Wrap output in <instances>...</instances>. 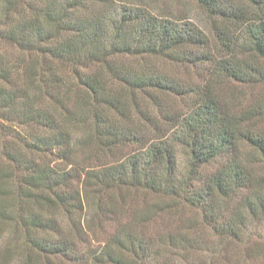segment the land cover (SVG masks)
<instances>
[{"label":"trees","instance_id":"16d2710c","mask_svg":"<svg viewBox=\"0 0 264 264\" xmlns=\"http://www.w3.org/2000/svg\"><path fill=\"white\" fill-rule=\"evenodd\" d=\"M182 1L0 0V264L264 262V0Z\"/></svg>","mask_w":264,"mask_h":264},{"label":"rangeland","instance_id":"374dc122","mask_svg":"<svg viewBox=\"0 0 264 264\" xmlns=\"http://www.w3.org/2000/svg\"><path fill=\"white\" fill-rule=\"evenodd\" d=\"M164 1V0H163ZM182 1V0H181ZM180 2V0H167V4L168 6H172L173 8H175V6ZM184 2V0L182 1ZM187 5L191 6L192 7V14H194V17L196 18V20L202 25V26H206V20L204 18V14L201 12V10L198 8V5L195 3V2H187ZM255 90L259 93L261 92H264V89L260 88L259 86L255 87ZM182 152V151H181ZM180 163L183 164V158H181V153H180ZM187 215L190 216V217H194L193 213H189L187 212ZM169 219L168 218H160L158 219V221L152 225L149 226V229L154 231L156 229H165V230H171L173 228H176L178 227V222L177 221H171L169 222ZM188 226V223L186 224H181V227L184 228L186 230ZM208 230H206V233H207ZM209 232V231H208ZM250 234L248 236H246L245 240H247V245L250 246V247H253L254 244L259 240V243L262 241L264 242V224L262 225H259L257 227L256 226H252L251 229H250ZM210 233V232H209ZM103 237L100 235V234H87L85 236V242L83 243L82 245V251H86L87 249H89L90 247H92L93 245H97L98 244V240L102 239ZM6 241H3V238L0 239V246L2 244H4ZM244 243V241H243ZM246 244L244 245H230V249H226L228 254H230L231 256L232 255H235L236 252L239 254V253H242V251L244 249H246L247 247ZM224 254H225V250H224ZM190 257H193L192 256V253L190 254ZM237 256H235L232 260H231V263L230 264H243V260L241 258V260H237L236 258ZM184 264H189L188 261L185 262ZM244 264H264L263 262V258L262 257H259V260H252V261H248L246 260L244 262Z\"/></svg>","mask_w":264,"mask_h":264}]
</instances>
